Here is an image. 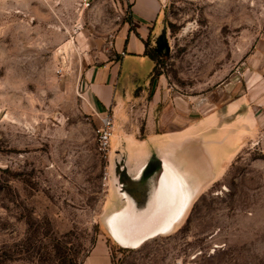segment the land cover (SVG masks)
I'll list each match as a JSON object with an SVG mask.
<instances>
[{"label": "rangeland", "instance_id": "rangeland-1", "mask_svg": "<svg viewBox=\"0 0 264 264\" xmlns=\"http://www.w3.org/2000/svg\"><path fill=\"white\" fill-rule=\"evenodd\" d=\"M126 21L118 0H0V264H80L91 247H109L112 264H264V91L259 108L235 113L242 141L224 169L189 177L199 193L179 224L138 247L110 236L107 201L123 204L132 184L122 186L115 150H98L84 71L113 57ZM263 35L264 0H163L161 27L146 37L157 52L150 78L162 83L155 111L185 98L200 115L227 85L261 81ZM151 69L123 67L117 86L144 85ZM151 86L123 122L137 137Z\"/></svg>", "mask_w": 264, "mask_h": 264}, {"label": "crops", "instance_id": "crops-1", "mask_svg": "<svg viewBox=\"0 0 264 264\" xmlns=\"http://www.w3.org/2000/svg\"><path fill=\"white\" fill-rule=\"evenodd\" d=\"M118 1L126 11L127 21L112 39L113 57L84 71L86 89L83 93L89 110L99 123L105 112L112 115L113 148L110 145L109 152L115 150L118 160H122L120 165L114 164V170L122 169L132 176L134 171L144 170L151 158L159 160L166 155L178 168L185 169L187 179H194L200 171H212L217 176L242 141V130L232 126L234 115L243 117L244 109L261 106L257 97L264 91V78L257 83L255 80L246 88L238 84L227 85L224 90L228 97L222 104L200 115L190 114L191 105L185 98L165 97L159 110L155 111L161 101L162 83L161 76L151 80L152 69L144 85L137 84L135 80L125 85L117 86V83L123 67L132 71V75L136 74V65L138 67L147 61L153 68L154 61L144 53L145 40L161 27L163 0ZM261 42L264 54V35ZM232 81L237 82V79ZM150 84L152 93L147 99L144 133L137 137L123 122L128 116L129 104L138 103L150 90ZM136 88H139L140 95L134 96ZM231 91L236 95L232 96ZM213 102L217 104V101ZM200 107L195 105L194 110L201 112ZM120 201L113 194L107 202H113L114 210L122 205ZM84 264H112L109 247H91Z\"/></svg>", "mask_w": 264, "mask_h": 264}, {"label": "bare ground", "instance_id": "bare-ground-1", "mask_svg": "<svg viewBox=\"0 0 264 264\" xmlns=\"http://www.w3.org/2000/svg\"><path fill=\"white\" fill-rule=\"evenodd\" d=\"M185 173L166 155L159 160L153 157L144 170L134 171L136 193L123 189V204L105 217L113 240L123 247H138L179 224L200 188V183L191 184Z\"/></svg>", "mask_w": 264, "mask_h": 264}, {"label": "built area", "instance_id": "built-area-1", "mask_svg": "<svg viewBox=\"0 0 264 264\" xmlns=\"http://www.w3.org/2000/svg\"><path fill=\"white\" fill-rule=\"evenodd\" d=\"M95 0H81L82 5L89 6ZM113 132V119L109 111L100 116V123L96 128V138L99 152L107 156L110 145V138Z\"/></svg>", "mask_w": 264, "mask_h": 264}, {"label": "trees", "instance_id": "trees-1", "mask_svg": "<svg viewBox=\"0 0 264 264\" xmlns=\"http://www.w3.org/2000/svg\"><path fill=\"white\" fill-rule=\"evenodd\" d=\"M144 53L147 54L152 60H155L157 58V52L154 49H151L150 47H148V43H147L146 40H145V50H144ZM154 66H155V64H154ZM154 66H153L152 70L154 69ZM151 75L153 76V74H151ZM89 250H90V248L87 250L85 256L88 254ZM63 258H64L63 259L64 260L63 261L64 263H67L68 262L70 264H76L73 259H71V258L70 259L69 258L67 259V257L65 255L63 256ZM80 264H84V259L82 260V262L80 261Z\"/></svg>", "mask_w": 264, "mask_h": 264}, {"label": "flooded vegetation", "instance_id": "flooded-vegetation-1", "mask_svg": "<svg viewBox=\"0 0 264 264\" xmlns=\"http://www.w3.org/2000/svg\"><path fill=\"white\" fill-rule=\"evenodd\" d=\"M119 170V169H118ZM127 174V173H126ZM119 176L120 178H124L126 183L124 185V183L122 184V186H127L128 183H131L132 186L130 188H127V190L132 193V194H135V189L137 191V184L135 183V181L133 180V177L129 174L125 175V171L120 169L119 171ZM125 189V187H124Z\"/></svg>", "mask_w": 264, "mask_h": 264}]
</instances>
